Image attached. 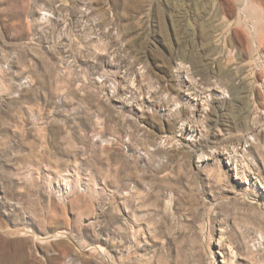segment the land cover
<instances>
[{
  "label": "rangeland",
  "instance_id": "obj_1",
  "mask_svg": "<svg viewBox=\"0 0 264 264\" xmlns=\"http://www.w3.org/2000/svg\"><path fill=\"white\" fill-rule=\"evenodd\" d=\"M0 264H264V0H0Z\"/></svg>",
  "mask_w": 264,
  "mask_h": 264
}]
</instances>
